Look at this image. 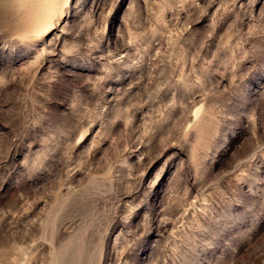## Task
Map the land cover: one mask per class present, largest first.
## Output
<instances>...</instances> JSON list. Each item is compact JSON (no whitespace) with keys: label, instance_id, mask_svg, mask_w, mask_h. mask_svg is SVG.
Listing matches in <instances>:
<instances>
[{"label":"rangeland","instance_id":"374dc122","mask_svg":"<svg viewBox=\"0 0 264 264\" xmlns=\"http://www.w3.org/2000/svg\"><path fill=\"white\" fill-rule=\"evenodd\" d=\"M0 264H264V0H0Z\"/></svg>","mask_w":264,"mask_h":264}]
</instances>
